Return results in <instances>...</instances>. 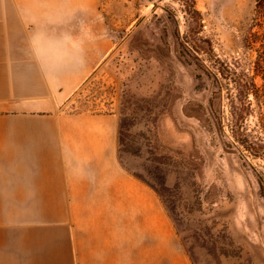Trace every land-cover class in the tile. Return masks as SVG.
<instances>
[{"label": "rangeland", "instance_id": "rangeland-1", "mask_svg": "<svg viewBox=\"0 0 264 264\" xmlns=\"http://www.w3.org/2000/svg\"><path fill=\"white\" fill-rule=\"evenodd\" d=\"M148 1L185 67L145 0H103L114 48L64 110L117 112V159L157 195L189 264H264V0Z\"/></svg>", "mask_w": 264, "mask_h": 264}, {"label": "crops", "instance_id": "crops-1", "mask_svg": "<svg viewBox=\"0 0 264 264\" xmlns=\"http://www.w3.org/2000/svg\"><path fill=\"white\" fill-rule=\"evenodd\" d=\"M114 45L103 0H0V264H189L117 112L64 110Z\"/></svg>", "mask_w": 264, "mask_h": 264}, {"label": "water", "instance_id": "water-1", "mask_svg": "<svg viewBox=\"0 0 264 264\" xmlns=\"http://www.w3.org/2000/svg\"><path fill=\"white\" fill-rule=\"evenodd\" d=\"M146 3H147V7L148 9H155V12L156 13H159L161 14L167 21V25L169 27V32H170V35H171V38H172V42H173V53H174V56L176 57V59L179 61V63L181 65H183L185 67V62L183 61V59L179 56V54L177 53L178 51V47H177V42H176V38H175V34L173 32V29H172V26L171 24L168 22V19L166 18L165 16V13H164V10L161 8V7H155L154 4L148 0H145ZM205 111L212 123V126H213V129H214V133H215V137H216V140L219 144V147L222 151L223 154H226V155H233V156H236L237 157V150L236 148H231L229 146V143L224 139V137L222 136V133H221V130H220V127H219V124L214 116V113L211 109V106H210V103L208 101V99L205 101ZM250 187H251V183L247 177L246 174H244ZM251 192L253 193L252 191V188H251ZM253 209H255L256 211V208L253 204ZM256 221H257V235L259 237V239L261 240L263 246H264V241L262 240V227H261V224H260V219H259V215L257 214V211H256Z\"/></svg>", "mask_w": 264, "mask_h": 264}]
</instances>
